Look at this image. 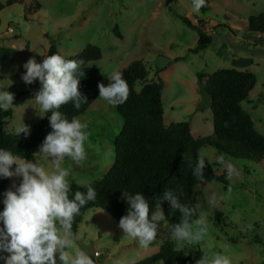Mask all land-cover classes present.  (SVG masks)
Here are the masks:
<instances>
[{
  "label": "rangeland",
  "instance_id": "374dc122",
  "mask_svg": "<svg viewBox=\"0 0 264 264\" xmlns=\"http://www.w3.org/2000/svg\"><path fill=\"white\" fill-rule=\"evenodd\" d=\"M35 3L40 4L39 10H35ZM207 6L208 11L202 14L194 11L191 0H16L10 6L0 0V90L14 94V106L9 108L12 117L6 120L5 131L17 136V126L24 123L30 131L43 117L34 99L40 87H30L12 76L26 70L23 64L29 58L40 62L54 43L67 57L79 53L87 44L98 46L101 58L88 65L97 67L106 77L134 60H142L148 81L162 78L164 123L187 121L194 137L212 135L211 109L198 108L197 73L210 75L223 68L251 71L256 83L249 92L250 101H243L242 107L264 135V34L247 29L248 17L264 12V0H212ZM176 14L193 23L200 17L207 19L202 30L211 36V43L198 53L191 52L198 40L197 31ZM30 24L38 25L42 34L26 40L23 35ZM8 27L13 31L8 32ZM159 55L171 58V62L157 74ZM140 86L136 82V90ZM77 118L88 125L87 158L82 166L65 158L63 166L71 168L69 182L82 185L101 180L113 164L114 141L123 119L116 107L100 97ZM18 137L27 136L20 133ZM200 153L217 174L222 173L225 167L217 162L221 154L211 146L201 147L197 156ZM222 156L236 169L228 178L231 192L219 181L196 185L198 218L201 213L206 217V235L199 243L185 245L181 252L194 261L203 254L222 253L229 256L232 264H264V158L256 162ZM38 157L35 163L51 168L50 159L40 152ZM3 199L4 195L0 196V211ZM217 211L219 218L215 217ZM167 224L162 223L157 238L142 248L124 235L110 215L92 208L78 225L76 245L95 264H132L155 253L165 240L176 247ZM255 235L257 242L252 241Z\"/></svg>",
  "mask_w": 264,
  "mask_h": 264
},
{
  "label": "trees",
  "instance_id": "16d2710c",
  "mask_svg": "<svg viewBox=\"0 0 264 264\" xmlns=\"http://www.w3.org/2000/svg\"><path fill=\"white\" fill-rule=\"evenodd\" d=\"M15 1L6 0V5L10 6ZM210 1L212 0H206L200 13L205 14L208 11L207 4ZM191 2L193 3V0ZM34 8L39 10L40 4L35 3ZM176 15L184 24L197 31L198 40L190 49L191 52L198 53L211 43V36L202 30L207 19L200 17L196 23H193L185 16ZM247 29L250 33L264 34V12L250 15ZM116 34L121 37L119 33ZM53 53L62 55L54 43H51L45 55ZM62 56L66 59L83 61L84 76L81 77L79 90L87 101L82 103L79 109H76L71 102L59 109L71 120L83 114L99 97L98 84H107L109 80L97 67L88 65L101 58L102 53L98 46L87 44L75 55ZM119 70L128 83L130 94L125 103L116 106L123 124L114 141V162L101 180L88 183L96 189L97 199L89 201L81 208L72 225L74 233L86 211L92 208L101 209L119 224V219L126 214L128 207L126 200L122 198V192L131 194L141 192L148 201L151 213L155 211L157 200L163 197L164 191L172 189L181 203L194 209L193 215L188 219L190 222L195 221L198 218L195 190L197 184L202 181H219L224 189L230 188L226 170L223 169L221 174H217L213 166L207 162L202 178L192 174L197 152L203 146H211L217 153L232 159L259 162L264 158V135L255 128L250 115L242 107L243 101H250L249 92L256 83L253 72L223 68L210 75L197 73L198 80L203 83L212 97L210 107L212 135L194 137L187 121L164 124L161 99L163 83L160 76L154 81H148V71L142 60H134ZM25 71L13 74L12 78L23 81L21 77ZM161 71L162 69H157V74ZM136 82L141 84L139 90L135 88ZM29 85L41 87L39 80ZM50 115V112L44 113L43 117L31 126L27 137L22 139L4 129L6 120L12 117V110L0 109V148L8 149L13 155L21 156L26 160L37 162L39 147L46 134L52 130L49 123ZM12 167L14 168L15 165ZM19 182L20 178L15 177L13 184L18 185ZM10 185L11 178L0 177V196L4 195ZM70 186V199L76 191L86 192V188L81 187L80 184L71 182ZM161 206L168 224L180 222L182 214L178 210L170 211V205L166 200L162 201ZM215 217L219 218L220 212H215ZM258 240L256 235L252 238L254 242ZM0 255L8 254L0 253ZM156 261L164 264H195L189 255L177 251L174 243L169 240L163 241L155 253L132 264H153ZM0 264H4L2 259Z\"/></svg>",
  "mask_w": 264,
  "mask_h": 264
},
{
  "label": "clouds",
  "instance_id": "9594fccd",
  "mask_svg": "<svg viewBox=\"0 0 264 264\" xmlns=\"http://www.w3.org/2000/svg\"><path fill=\"white\" fill-rule=\"evenodd\" d=\"M206 0H193V9L197 13L205 6ZM83 61L66 59L58 53L43 55L41 62L32 57L23 67L25 84L39 80L40 89L34 99L39 112H50L48 132L39 147V152L51 160V168H46L25 158L13 155L0 148V177H19V184H13L4 192L3 211H0V255L4 264H95L94 259L76 245L77 237L72 225L80 210L89 201L97 199V191L89 184H83L86 192L76 191L69 198L71 186L68 177L71 168L65 167V158L77 166H82L87 158L85 142L88 139L86 122L76 117L71 120L59 109L73 103L76 109L86 103L87 98L79 90ZM109 83H99V97L113 107L127 101L130 89L119 69L108 76ZM14 94L0 90V109L7 111L14 106ZM18 136L29 134V126L22 123L14 129ZM217 162L224 165L227 177L236 171L234 165L226 162L221 155ZM15 165L13 168L12 166ZM205 155L198 154L193 166V175L203 177L206 167ZM231 189L229 188V193ZM127 202L126 214L119 219V227L125 236L137 241L139 246L147 248L156 238L162 223L166 221L162 201H167L170 211L182 214L180 222L167 224L170 237L176 242L177 251L185 245L199 243L206 235V217L203 213L194 221H189L194 209L183 204L172 189L164 191L157 200L155 211H151L145 196L141 192L131 194L122 192ZM215 202V197L212 198ZM250 227V226H249ZM195 264H232L229 256L222 253L203 254Z\"/></svg>",
  "mask_w": 264,
  "mask_h": 264
},
{
  "label": "water",
  "instance_id": "95a60500",
  "mask_svg": "<svg viewBox=\"0 0 264 264\" xmlns=\"http://www.w3.org/2000/svg\"><path fill=\"white\" fill-rule=\"evenodd\" d=\"M35 34H42L40 27L36 24H30L28 31L23 35L24 39L30 40ZM171 62V58H167L166 56L159 55L156 60V67L158 69H162ZM198 93L200 96V100L198 102V108L207 109L212 105V97L210 93L205 89L203 83L198 80L197 81Z\"/></svg>",
  "mask_w": 264,
  "mask_h": 264
},
{
  "label": "crops",
  "instance_id": "0c3cea01",
  "mask_svg": "<svg viewBox=\"0 0 264 264\" xmlns=\"http://www.w3.org/2000/svg\"><path fill=\"white\" fill-rule=\"evenodd\" d=\"M197 91H198V88H197ZM198 100H199V98H196V99H195V102H198ZM163 115H164V114H163ZM163 122H164V117H163ZM164 124H165V123H164ZM169 124H170V123H169ZM169 124H168V125H169ZM165 125H166V124H165ZM189 125H190V124H189ZM2 225H3V224L0 223V227H1Z\"/></svg>",
  "mask_w": 264,
  "mask_h": 264
},
{
  "label": "built area",
  "instance_id": "2783aa9c",
  "mask_svg": "<svg viewBox=\"0 0 264 264\" xmlns=\"http://www.w3.org/2000/svg\"><path fill=\"white\" fill-rule=\"evenodd\" d=\"M7 31L12 32L13 30H12V28L8 27Z\"/></svg>",
  "mask_w": 264,
  "mask_h": 264
}]
</instances>
